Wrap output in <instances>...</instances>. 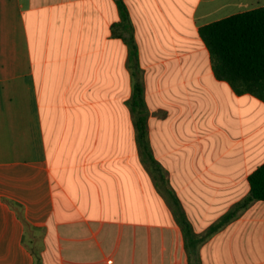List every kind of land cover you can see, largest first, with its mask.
<instances>
[{
    "label": "crops",
    "instance_id": "0c3cea01",
    "mask_svg": "<svg viewBox=\"0 0 264 264\" xmlns=\"http://www.w3.org/2000/svg\"><path fill=\"white\" fill-rule=\"evenodd\" d=\"M120 1L136 69L117 0H0V264H36L28 230L41 264H264L263 201L198 242L264 163V102L215 77L199 30L264 0Z\"/></svg>",
    "mask_w": 264,
    "mask_h": 264
},
{
    "label": "trees",
    "instance_id": "16d2710c",
    "mask_svg": "<svg viewBox=\"0 0 264 264\" xmlns=\"http://www.w3.org/2000/svg\"><path fill=\"white\" fill-rule=\"evenodd\" d=\"M117 7L120 22L115 27L120 28V33L115 32V36L123 39L128 45L131 67L136 69L137 47L133 38V29L127 10L120 0H117ZM199 35L209 51L215 77L227 82L235 94H250L264 102V9H255L208 24L200 28ZM133 76L135 81L129 105L134 116L137 142L151 165L158 168L149 149L147 108L143 87L138 79V70L134 71ZM248 182L250 189L247 196L212 225L198 242L216 232L252 203L264 202V163L249 175ZM174 203L180 211L176 199ZM180 224L185 237L192 235L190 225L182 213H180ZM35 262L41 263L39 259Z\"/></svg>",
    "mask_w": 264,
    "mask_h": 264
},
{
    "label": "rangeland",
    "instance_id": "374dc122",
    "mask_svg": "<svg viewBox=\"0 0 264 264\" xmlns=\"http://www.w3.org/2000/svg\"><path fill=\"white\" fill-rule=\"evenodd\" d=\"M43 238H44V234L41 230L27 231L25 240L34 253L35 261L39 259L41 262V254L45 246Z\"/></svg>",
    "mask_w": 264,
    "mask_h": 264
}]
</instances>
